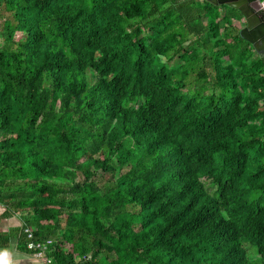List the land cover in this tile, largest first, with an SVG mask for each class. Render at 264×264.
I'll list each match as a JSON object with an SVG mask.
<instances>
[{"label": "trees", "instance_id": "1", "mask_svg": "<svg viewBox=\"0 0 264 264\" xmlns=\"http://www.w3.org/2000/svg\"><path fill=\"white\" fill-rule=\"evenodd\" d=\"M222 7L0 0L5 242L33 252L34 227L46 264H264V54Z\"/></svg>", "mask_w": 264, "mask_h": 264}, {"label": "water", "instance_id": "2", "mask_svg": "<svg viewBox=\"0 0 264 264\" xmlns=\"http://www.w3.org/2000/svg\"><path fill=\"white\" fill-rule=\"evenodd\" d=\"M215 5H228L238 9L243 17L245 25L240 28V35L250 41L259 51L264 49V14L260 11V0H207ZM264 54V53H263Z\"/></svg>", "mask_w": 264, "mask_h": 264}, {"label": "crops", "instance_id": "3", "mask_svg": "<svg viewBox=\"0 0 264 264\" xmlns=\"http://www.w3.org/2000/svg\"><path fill=\"white\" fill-rule=\"evenodd\" d=\"M220 6H226L220 4ZM224 8V7H223ZM5 206L0 203V250L7 249V256L3 257L10 264H46L44 257L34 252L19 250L17 242L14 241L16 234L9 242H5L2 236L9 232H15L16 228L22 225V217L19 212L6 215Z\"/></svg>", "mask_w": 264, "mask_h": 264}, {"label": "built area", "instance_id": "4", "mask_svg": "<svg viewBox=\"0 0 264 264\" xmlns=\"http://www.w3.org/2000/svg\"><path fill=\"white\" fill-rule=\"evenodd\" d=\"M260 11L264 14V0H260V7H259ZM24 232L27 235V245L28 248L36 251L39 255H41L42 257H46V251L48 249V245L51 242V240H46V241H39L35 239V235H34V228L32 227H26L24 229Z\"/></svg>", "mask_w": 264, "mask_h": 264}, {"label": "rangeland", "instance_id": "5", "mask_svg": "<svg viewBox=\"0 0 264 264\" xmlns=\"http://www.w3.org/2000/svg\"><path fill=\"white\" fill-rule=\"evenodd\" d=\"M215 5V4H214ZM216 6H220V5H216ZM226 9V7H221L219 10H220V12H223L224 10ZM2 18V17H1ZM245 25V22H244V20H239L238 22H237V26L240 28V27H243ZM186 47H192L194 44H193V42H192V37L191 36H188L187 37V39H186V42H185V44H184ZM183 63V60L180 58V56L179 55H176L171 61H169L167 64L169 65V66H175V67H177V66H179V65H181ZM161 64H163V58H161V59H158L157 60V64L156 65H161ZM197 75H196V73H193V74H191L190 75V80L192 81V78H194V77H196Z\"/></svg>", "mask_w": 264, "mask_h": 264}, {"label": "clouds", "instance_id": "6", "mask_svg": "<svg viewBox=\"0 0 264 264\" xmlns=\"http://www.w3.org/2000/svg\"><path fill=\"white\" fill-rule=\"evenodd\" d=\"M27 227H32V226H27ZM26 228V227H25ZM24 228V229H25ZM32 228H34V227H32ZM34 230H35V228H34ZM11 239H12V237H11ZM17 240H18V238L17 237H15V239H14V241H16L17 242ZM49 240V239H48ZM28 246V245H27ZM31 250V249H30ZM7 249H3V250H0V264H10V262L8 261V260H6V259H4L3 257H5V256H7ZM31 251H33V250H31ZM34 253H36V254H38L36 251H33ZM39 255V254H38Z\"/></svg>", "mask_w": 264, "mask_h": 264}, {"label": "flooded vegetation", "instance_id": "7", "mask_svg": "<svg viewBox=\"0 0 264 264\" xmlns=\"http://www.w3.org/2000/svg\"><path fill=\"white\" fill-rule=\"evenodd\" d=\"M241 19H242V18H241ZM241 19H240V20H241ZM242 20H243V19H242ZM240 28H241V27H240ZM255 50H256V49H255ZM256 52L259 53V54H263V53H264V49L262 48V49L259 50V51L256 50Z\"/></svg>", "mask_w": 264, "mask_h": 264}]
</instances>
